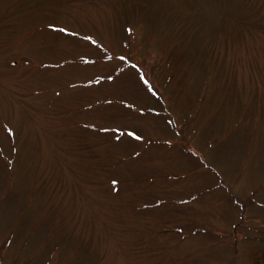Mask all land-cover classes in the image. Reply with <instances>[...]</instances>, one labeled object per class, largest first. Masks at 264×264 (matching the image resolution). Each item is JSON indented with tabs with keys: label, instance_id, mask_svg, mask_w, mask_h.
Masks as SVG:
<instances>
[{
	"label": "rangeland",
	"instance_id": "374dc122",
	"mask_svg": "<svg viewBox=\"0 0 264 264\" xmlns=\"http://www.w3.org/2000/svg\"><path fill=\"white\" fill-rule=\"evenodd\" d=\"M0 264H264V0H0Z\"/></svg>",
	"mask_w": 264,
	"mask_h": 264
},
{
	"label": "snow or ice",
	"instance_id": "6c2138e0",
	"mask_svg": "<svg viewBox=\"0 0 264 264\" xmlns=\"http://www.w3.org/2000/svg\"><path fill=\"white\" fill-rule=\"evenodd\" d=\"M53 26H55V25H53ZM64 31H68V29H64ZM89 39H91V38H89ZM141 111H143V109H141ZM119 130H120V129H117V131H119ZM131 135L135 137V136H137V133L133 131V132L131 133ZM113 183H116V181H113Z\"/></svg>",
	"mask_w": 264,
	"mask_h": 264
}]
</instances>
